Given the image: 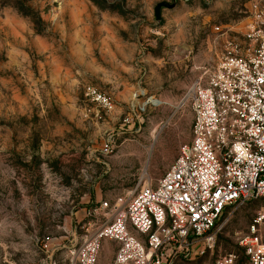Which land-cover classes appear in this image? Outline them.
Returning a JSON list of instances; mask_svg holds the SVG:
<instances>
[{"label": "rangeland", "instance_id": "obj_1", "mask_svg": "<svg viewBox=\"0 0 264 264\" xmlns=\"http://www.w3.org/2000/svg\"><path fill=\"white\" fill-rule=\"evenodd\" d=\"M260 1L175 0L156 21L172 0H0V264H69L86 212L163 176L191 140L187 89L244 44ZM88 85L110 96L105 116ZM261 213L259 200L227 209L212 249L174 264L238 253Z\"/></svg>", "mask_w": 264, "mask_h": 264}, {"label": "built area", "instance_id": "obj_2", "mask_svg": "<svg viewBox=\"0 0 264 264\" xmlns=\"http://www.w3.org/2000/svg\"><path fill=\"white\" fill-rule=\"evenodd\" d=\"M84 94L99 118L113 108L93 85ZM184 101L192 113L190 143L159 180L86 212L87 235L70 251L69 264H98L104 241L116 244L111 264L190 260L212 249L211 232L227 209L264 204V0L254 5L244 44L228 43ZM263 222L261 213L238 253L211 264H264Z\"/></svg>", "mask_w": 264, "mask_h": 264}, {"label": "water", "instance_id": "obj_3", "mask_svg": "<svg viewBox=\"0 0 264 264\" xmlns=\"http://www.w3.org/2000/svg\"><path fill=\"white\" fill-rule=\"evenodd\" d=\"M175 5V0H172L171 4L167 3V2H161L156 4V6L154 7V17L156 21H159L161 18V9L166 8V9H172Z\"/></svg>", "mask_w": 264, "mask_h": 264}, {"label": "trees", "instance_id": "obj_4", "mask_svg": "<svg viewBox=\"0 0 264 264\" xmlns=\"http://www.w3.org/2000/svg\"><path fill=\"white\" fill-rule=\"evenodd\" d=\"M94 5H96L97 7L101 8V9H104V10H109L110 8L109 7H106V6H102V5H105V0H90ZM28 15V14H26Z\"/></svg>", "mask_w": 264, "mask_h": 264}, {"label": "crops", "instance_id": "obj_5", "mask_svg": "<svg viewBox=\"0 0 264 264\" xmlns=\"http://www.w3.org/2000/svg\"><path fill=\"white\" fill-rule=\"evenodd\" d=\"M106 242H110V241H104L103 243H105L106 245H107V243ZM110 243H113V242H110ZM113 244H115V243H113ZM115 246H116V244H115ZM115 255V254H114ZM114 258V257H113ZM113 260V259H112ZM112 262V261H111ZM111 262H110V264H111Z\"/></svg>", "mask_w": 264, "mask_h": 264}]
</instances>
